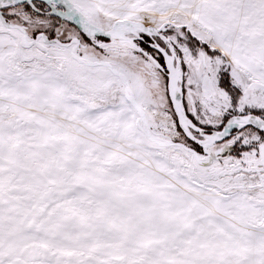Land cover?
<instances>
[{"label": "snow or ice", "instance_id": "1", "mask_svg": "<svg viewBox=\"0 0 264 264\" xmlns=\"http://www.w3.org/2000/svg\"><path fill=\"white\" fill-rule=\"evenodd\" d=\"M0 264H264V0H0Z\"/></svg>", "mask_w": 264, "mask_h": 264}]
</instances>
